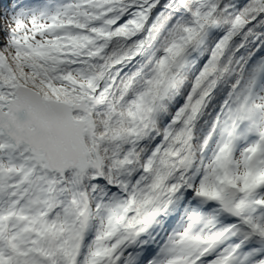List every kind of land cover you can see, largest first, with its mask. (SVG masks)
<instances>
[{"label": "snow or ice", "instance_id": "snow-or-ice-1", "mask_svg": "<svg viewBox=\"0 0 264 264\" xmlns=\"http://www.w3.org/2000/svg\"><path fill=\"white\" fill-rule=\"evenodd\" d=\"M0 264H264V0H0Z\"/></svg>", "mask_w": 264, "mask_h": 264}]
</instances>
